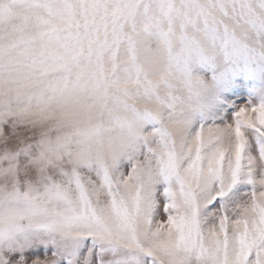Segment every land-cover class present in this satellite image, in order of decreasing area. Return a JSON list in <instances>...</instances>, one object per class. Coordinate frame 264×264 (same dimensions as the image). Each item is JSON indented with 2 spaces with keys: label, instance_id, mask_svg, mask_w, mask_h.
Returning <instances> with one entry per match:
<instances>
[{
  "label": "snow or ice",
  "instance_id": "snow-or-ice-1",
  "mask_svg": "<svg viewBox=\"0 0 264 264\" xmlns=\"http://www.w3.org/2000/svg\"><path fill=\"white\" fill-rule=\"evenodd\" d=\"M0 264H264V0H0Z\"/></svg>",
  "mask_w": 264,
  "mask_h": 264
}]
</instances>
